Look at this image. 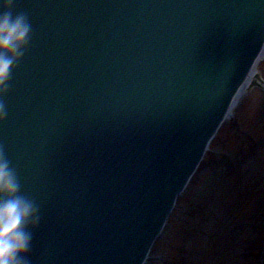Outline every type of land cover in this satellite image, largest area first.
Here are the masks:
<instances>
[{
	"label": "water",
	"instance_id": "water-1",
	"mask_svg": "<svg viewBox=\"0 0 264 264\" xmlns=\"http://www.w3.org/2000/svg\"><path fill=\"white\" fill-rule=\"evenodd\" d=\"M14 9L31 39L0 89V147L40 208L28 259L143 264L262 51L264 0Z\"/></svg>",
	"mask_w": 264,
	"mask_h": 264
},
{
	"label": "rangeland",
	"instance_id": "rangeland-1",
	"mask_svg": "<svg viewBox=\"0 0 264 264\" xmlns=\"http://www.w3.org/2000/svg\"><path fill=\"white\" fill-rule=\"evenodd\" d=\"M214 139L148 264H264V88Z\"/></svg>",
	"mask_w": 264,
	"mask_h": 264
},
{
	"label": "clouds",
	"instance_id": "clouds-1",
	"mask_svg": "<svg viewBox=\"0 0 264 264\" xmlns=\"http://www.w3.org/2000/svg\"><path fill=\"white\" fill-rule=\"evenodd\" d=\"M15 0H0V89L23 58L31 39V24ZM6 107L0 101V119ZM41 222L37 202L21 190L17 170L0 147V264H31L28 254L33 229Z\"/></svg>",
	"mask_w": 264,
	"mask_h": 264
},
{
	"label": "bare ground",
	"instance_id": "bare-ground-1",
	"mask_svg": "<svg viewBox=\"0 0 264 264\" xmlns=\"http://www.w3.org/2000/svg\"><path fill=\"white\" fill-rule=\"evenodd\" d=\"M264 61V45L262 47V51L257 57V61L255 64L250 68V71L248 72L247 76L245 77L244 82L239 87V91L237 94L232 98V102L230 103V106L228 107V112L226 113V116L224 117V123L231 120V117H233L244 101L245 97L251 90V86L254 82H259V69L258 67L260 64Z\"/></svg>",
	"mask_w": 264,
	"mask_h": 264
}]
</instances>
